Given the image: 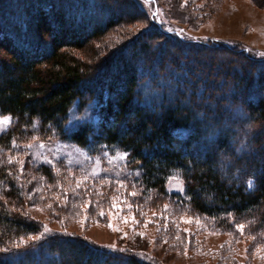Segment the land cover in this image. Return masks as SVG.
<instances>
[{"label":"trees","instance_id":"trees-1","mask_svg":"<svg viewBox=\"0 0 264 264\" xmlns=\"http://www.w3.org/2000/svg\"><path fill=\"white\" fill-rule=\"evenodd\" d=\"M111 1L122 9L114 12L107 5ZM27 3L23 16L16 11L8 18L0 10V116L12 118L0 135V151L40 135L89 157L124 154L125 168L143 193L165 196L167 181L177 176L184 195L175 197L197 214L222 222L229 217L251 221L264 229V69L250 67L253 77L234 78L243 88L241 121H228L220 107L195 103L192 90L190 98L178 88L147 99L141 91L152 65L147 42L132 41L129 58L124 48L109 53L105 79L81 59L91 42L136 21L134 5L124 0ZM157 33L153 29L143 36L163 38ZM139 52L146 56L143 62ZM167 56L157 58L161 71ZM182 78L184 87H197ZM91 99L96 101L92 119L72 123V108H83ZM37 171L48 180L52 176L47 166ZM15 174L0 162V264H145L74 236L26 241L39 235L41 225L22 212L24 191Z\"/></svg>","mask_w":264,"mask_h":264},{"label":"rangeland","instance_id":"rangeland-1","mask_svg":"<svg viewBox=\"0 0 264 264\" xmlns=\"http://www.w3.org/2000/svg\"><path fill=\"white\" fill-rule=\"evenodd\" d=\"M27 1L0 0V10L8 18L16 11L23 16ZM124 1L136 7L132 10L138 17L85 48L81 59L93 66V75L105 79L109 53L124 48L129 58L132 41L147 42L152 65L146 70L148 83L140 86L143 97L153 100L182 88L190 98L192 90L195 103L220 107L228 121L245 118L239 101L243 88H237L234 78H251V68L264 69V0ZM107 5L114 12L122 9L117 1ZM153 29L163 38L143 36ZM137 56L141 62L146 58L140 52ZM164 56L161 71L157 58ZM183 76L197 87H184ZM95 105L91 99L83 108L74 106L71 122L91 120ZM11 124L10 116H0V135ZM121 157L125 155L89 157L40 135L16 143L12 151H0V162L15 170L24 191L22 212L41 225L39 235L26 241L74 236L145 264H264V229L251 221L229 217L222 222L197 214L175 197L184 195L177 176L167 181L165 196L143 193ZM41 165L50 169L49 180L37 171Z\"/></svg>","mask_w":264,"mask_h":264},{"label":"snow or ice","instance_id":"snow-or-ice-1","mask_svg":"<svg viewBox=\"0 0 264 264\" xmlns=\"http://www.w3.org/2000/svg\"><path fill=\"white\" fill-rule=\"evenodd\" d=\"M177 34H180V33L178 32ZM121 158H125V157H121ZM77 186L79 187V184H78ZM181 190H182V189H181ZM100 215L103 216L104 213H103V212H100ZM242 227H243V226H241V228H242Z\"/></svg>","mask_w":264,"mask_h":264}]
</instances>
